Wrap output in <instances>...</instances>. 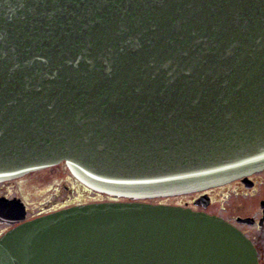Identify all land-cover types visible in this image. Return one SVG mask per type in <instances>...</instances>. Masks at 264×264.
I'll list each match as a JSON object with an SVG mask.
<instances>
[{
  "label": "water",
  "instance_id": "water-1",
  "mask_svg": "<svg viewBox=\"0 0 264 264\" xmlns=\"http://www.w3.org/2000/svg\"><path fill=\"white\" fill-rule=\"evenodd\" d=\"M62 161L124 199L24 220L1 196L0 264H259L223 217L146 199L264 171V0H0V182Z\"/></svg>",
  "mask_w": 264,
  "mask_h": 264
},
{
  "label": "rangeland",
  "instance_id": "rangeland-1",
  "mask_svg": "<svg viewBox=\"0 0 264 264\" xmlns=\"http://www.w3.org/2000/svg\"><path fill=\"white\" fill-rule=\"evenodd\" d=\"M250 177L254 184L248 188L239 180H233L207 190L206 193L210 197L209 202L205 206L199 203L194 209L227 219L237 225L247 236L254 238L252 241H260L264 246V227L262 230L257 227V220L262 215L259 203L264 200V173H254ZM3 187L0 192H4L6 189L5 193L7 192L9 198L22 199L27 208L26 216L38 215L48 209L62 207L61 205L66 206L65 204L68 203L70 205L105 199L101 194L84 189L77 183L62 162L11 179ZM192 197L193 194L187 193L166 197L162 200L166 202L188 201ZM237 217H253L254 225H251L253 223L239 222L236 220Z\"/></svg>",
  "mask_w": 264,
  "mask_h": 264
},
{
  "label": "flooded vegetation",
  "instance_id": "flooded-vegetation-1",
  "mask_svg": "<svg viewBox=\"0 0 264 264\" xmlns=\"http://www.w3.org/2000/svg\"><path fill=\"white\" fill-rule=\"evenodd\" d=\"M5 183H7V181H5V182H0V189L1 190H3V186H4V184ZM6 190V189H5ZM5 190H4V192H0V197L1 196H7V198H9L10 196H8L7 195V192L5 193ZM202 192H194V193H191V194H193V197L190 199V200H188V201H176V202H169V203H175V204H181V205H184V206H189V207H191V208H196L197 206H198V204L196 203V198L201 194ZM154 201H161V202H166V201H163V200H154ZM52 209H54V208H52ZM49 210H51V209H48L47 211H49ZM26 211H27V208H26ZM46 211V212H47ZM33 216H35V215H33ZM33 216H26L25 217V219H27V218H31V217H33ZM14 224H16V223H13V224H9V223H7L6 221H2V220H0V235L5 231V230H7L9 227H11V226H13ZM251 225H254V223L253 224H251ZM264 226V225H263ZM256 248H257V255H258V259H259V261L261 262V264H262V261H264V259H263V257H264V252L262 251L263 249L262 248H260L259 247V245L258 244H256Z\"/></svg>",
  "mask_w": 264,
  "mask_h": 264
},
{
  "label": "trees",
  "instance_id": "trees-1",
  "mask_svg": "<svg viewBox=\"0 0 264 264\" xmlns=\"http://www.w3.org/2000/svg\"><path fill=\"white\" fill-rule=\"evenodd\" d=\"M259 236H262V235H261V234H259ZM258 245H259V247H260V248H262V249H263L262 251L264 252V246H263V244H262L260 241L258 242Z\"/></svg>",
  "mask_w": 264,
  "mask_h": 264
}]
</instances>
